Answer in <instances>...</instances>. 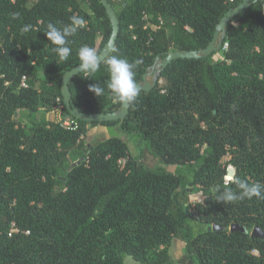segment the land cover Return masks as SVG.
<instances>
[{
    "label": "trees",
    "instance_id": "1",
    "mask_svg": "<svg viewBox=\"0 0 264 264\" xmlns=\"http://www.w3.org/2000/svg\"><path fill=\"white\" fill-rule=\"evenodd\" d=\"M242 1L109 0L120 26L115 54L142 60L143 82L170 52L207 47ZM73 15L86 27L60 61L44 32ZM112 32L100 0H0V264H125L129 256L167 264L174 238L186 243L180 264H264V237L251 236L264 231V198L218 202L225 188L237 190L235 176L264 184V0L227 24L222 59H174L124 119L70 117L62 78L78 65L79 47L100 53ZM85 75L69 83L80 111L121 109L106 64ZM96 82L99 97L89 90ZM60 107L62 120L47 118ZM99 124H119L139 156L116 135L87 143ZM197 193L203 199L192 202Z\"/></svg>",
    "mask_w": 264,
    "mask_h": 264
},
{
    "label": "clouds",
    "instance_id": "2",
    "mask_svg": "<svg viewBox=\"0 0 264 264\" xmlns=\"http://www.w3.org/2000/svg\"><path fill=\"white\" fill-rule=\"evenodd\" d=\"M85 27V19L78 15L71 16L70 23L62 28H58L53 23L47 25L48 30L44 33L47 40L54 45L53 51L58 54L60 61H67L72 53L70 37ZM30 28L31 25H24L22 31L28 32ZM112 52L113 54L104 59L94 46L82 45L77 52L78 73H85V77H91L92 74L100 70L102 63L106 64L110 76L107 89L119 102L132 104L137 101L141 94V88L136 80V69L142 64V60L137 59L130 62L128 59L115 54V49H112ZM89 90L98 97L105 92V88L99 82L90 84ZM232 183L237 190L232 187L225 188L218 198V202L231 203L253 197L264 198V184L260 182L250 183L239 176H235Z\"/></svg>",
    "mask_w": 264,
    "mask_h": 264
},
{
    "label": "water",
    "instance_id": "3",
    "mask_svg": "<svg viewBox=\"0 0 264 264\" xmlns=\"http://www.w3.org/2000/svg\"><path fill=\"white\" fill-rule=\"evenodd\" d=\"M102 4L105 6L107 13L109 15V18L112 22L113 26V32L110 37V40L108 43L104 46V48L101 50L100 54L104 59L107 58V56L112 52V49H114L116 40L119 35V19L116 13L115 8L109 2V0H100ZM252 0H243L238 6L232 7L229 9V11L224 15V17L221 19L220 23L217 26L216 33L214 35L213 40L211 43L202 49L199 50H185V51H172L170 52L164 59L160 61V63L156 64L154 67H161L158 69V71L154 74V80L153 82H150L147 79L148 74H144V81L138 82L141 90H151L152 87L158 84L160 74L162 72V69L165 68L170 62H172L174 59L178 58H200L202 56H212L222 50L224 48V41L226 38V32L225 28L227 24L232 20V18L244 11L246 8H248L251 4ZM159 60V58H158ZM79 68L78 65L73 67L72 69L68 70L63 78H62V94L64 103L67 107V109L70 112V117H75L77 119H83L87 122H104V121H113V120H122L124 119L130 112L131 104H123L120 110L115 112H97V113H89V112H82L80 111L76 105L73 102L72 94L70 90L69 83L70 81L78 75ZM216 189V188H215ZM220 229L218 225H215L213 227H209L210 229ZM236 226L232 227V230H235ZM264 231L259 227L256 226L254 230L251 232L252 237L259 238L260 232ZM261 232V233H262ZM262 235V234H261ZM263 237V236H262Z\"/></svg>",
    "mask_w": 264,
    "mask_h": 264
},
{
    "label": "rangeland",
    "instance_id": "4",
    "mask_svg": "<svg viewBox=\"0 0 264 264\" xmlns=\"http://www.w3.org/2000/svg\"><path fill=\"white\" fill-rule=\"evenodd\" d=\"M84 8L89 10L88 4H84ZM223 57H224L223 50H220L219 52L213 55V58L215 60L222 59ZM153 79L154 76H150L148 78L150 82H153ZM49 119L62 120L63 114L61 108H54V110L51 113H49ZM90 128L91 130L87 135V143L96 145L100 141L104 140L106 137L116 135L121 137L124 141L128 143L130 151L135 157L139 156V151L135 147L130 137L121 131L119 124L108 127V131H106L105 133L97 132L96 129H94V126H90L89 129ZM169 169L172 170L175 169V167L170 166ZM190 198L192 202H198L203 199L201 193L191 194ZM185 246H186L185 241L179 238H174L172 241V245L170 247L171 259L167 262V264L169 263L180 264L185 254ZM125 264H141V263L137 258L133 256H129L126 258Z\"/></svg>",
    "mask_w": 264,
    "mask_h": 264
},
{
    "label": "crops",
    "instance_id": "5",
    "mask_svg": "<svg viewBox=\"0 0 264 264\" xmlns=\"http://www.w3.org/2000/svg\"><path fill=\"white\" fill-rule=\"evenodd\" d=\"M53 111V110H52ZM52 111H49L47 112V118L49 119V113H51ZM41 112H45L44 109L41 110ZM50 120H54V119H50ZM94 129H96L97 132H100V133H105L106 131H108V126H104L102 124H99V125H96L94 126ZM91 128L89 129V132H90ZM88 132V133H89Z\"/></svg>",
    "mask_w": 264,
    "mask_h": 264
},
{
    "label": "flooded vegetation",
    "instance_id": "6",
    "mask_svg": "<svg viewBox=\"0 0 264 264\" xmlns=\"http://www.w3.org/2000/svg\"><path fill=\"white\" fill-rule=\"evenodd\" d=\"M158 69H159V67H158V66H157V67H154V68H153V70H152V71H150V72L148 73V76H147V78H149L150 76H154V74H155V73L158 71ZM153 80H154V79H153ZM253 230H254V228H253ZM253 230H252V231H253ZM252 231H251V232H252ZM261 232H262V231H261ZM261 232H260V233H258V234H259V236H260V237H262V236L264 237V233H263V232L261 233ZM261 234H262V235H261Z\"/></svg>",
    "mask_w": 264,
    "mask_h": 264
},
{
    "label": "built area",
    "instance_id": "7",
    "mask_svg": "<svg viewBox=\"0 0 264 264\" xmlns=\"http://www.w3.org/2000/svg\"><path fill=\"white\" fill-rule=\"evenodd\" d=\"M227 46V43L225 44V47ZM22 85L26 86V76L23 77V81H22ZM61 108V107H60ZM66 126H70V123L68 121L65 122ZM12 231H15L14 229H12Z\"/></svg>",
    "mask_w": 264,
    "mask_h": 264
}]
</instances>
